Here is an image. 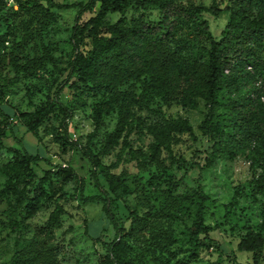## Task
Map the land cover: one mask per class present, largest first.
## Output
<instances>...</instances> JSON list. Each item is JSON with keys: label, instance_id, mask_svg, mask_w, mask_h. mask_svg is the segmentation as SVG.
Instances as JSON below:
<instances>
[{"label": "rangeland", "instance_id": "obj_1", "mask_svg": "<svg viewBox=\"0 0 264 264\" xmlns=\"http://www.w3.org/2000/svg\"><path fill=\"white\" fill-rule=\"evenodd\" d=\"M24 0H0V55L15 52L18 60L25 62L28 57L41 55L47 59L46 68L35 75H22L21 80L7 88L2 109L11 117L14 137L5 139L0 146V264L9 260L18 247L17 236L21 233L31 237L45 225L54 209V200L62 192L75 197L80 193L75 182L57 185V168H52V178L44 183L36 212L26 217L21 212V202L16 194L11 202L4 199L3 191L13 175L11 163L16 150L25 147L32 154L49 158L54 165L71 166L86 180L85 194L98 192L92 178V164L84 157L80 147L62 146L56 140L54 129L59 121L53 115L40 126L41 140L24 125L22 114L40 107L53 89L54 81L62 82L61 69L67 67L74 55L73 27L76 23L88 21L94 12L85 11L79 15L80 1L52 0L56 6L49 13L36 5L33 16L26 13L20 3ZM44 6V0H39ZM186 4L212 6L213 0H182ZM231 0H220L218 6L224 8ZM58 5H67L59 7ZM99 10V6L95 8ZM150 19H159L158 10L144 13ZM119 12L108 13L106 22L116 21ZM202 19L209 22L212 32L220 36L229 20V13L223 11L218 16L205 12ZM90 38L79 43L80 49L90 48ZM185 56H193L209 47L207 35L196 27L185 26L173 42ZM10 76L15 75L10 67ZM150 83L148 76L132 80L121 90L134 92L144 100L143 105L132 108V118L120 124L118 113L106 115L101 125L96 121V106L101 95L86 97L76 103V98L68 86L61 92L62 102L68 107L77 104L73 118L69 121V133L74 141L101 154L103 141L110 134L121 131L120 143L109 154H101L102 164L109 166L113 174L119 176L114 185L118 217L129 227L135 213L148 214L151 232L145 237H134L128 242L125 252L126 264H249L252 253L240 250L239 242L246 232L249 221L264 233V194L262 183H257L264 175V146L242 141L218 142L207 137L200 129L209 113L202 99L193 108L179 100L164 104L158 90ZM75 97V100H74ZM108 99V97H103ZM221 101L227 102L221 95ZM84 103V104H83ZM214 121L229 125L230 108L222 106L215 111ZM232 116V115H231ZM181 119H188L192 132L173 131L172 125ZM163 129H166L164 131ZM230 130L229 126L226 128ZM170 133V134H169ZM165 135V136H163ZM163 136V137H162ZM126 142L134 150H122ZM159 145L158 149L155 146ZM50 166L42 162L36 166L38 176L45 175ZM164 173L179 183L172 186L164 178ZM101 182L108 189L106 178ZM201 188L210 197L206 210V225L213 243L199 252H194L190 243L189 229L197 212L196 191ZM63 226L55 230L53 241L58 246L60 264H100L105 253L103 241L114 238L115 229L107 218L100 203L82 204L76 199L64 198ZM158 233L161 240L154 239ZM172 234L176 241L165 244L166 234ZM102 240V241H101ZM215 245L212 248V245Z\"/></svg>", "mask_w": 264, "mask_h": 264}, {"label": "trees", "instance_id": "obj_2", "mask_svg": "<svg viewBox=\"0 0 264 264\" xmlns=\"http://www.w3.org/2000/svg\"><path fill=\"white\" fill-rule=\"evenodd\" d=\"M44 1L47 4L43 6L39 0H24L20 7L31 16L36 5L47 13L51 12V7L56 4L52 0ZM219 2L213 0L210 7L186 4L182 0H88L75 3L74 6L80 10L78 19L85 11L94 12L95 15L73 27L74 55L69 65L61 69L65 79L60 83L56 79L47 100L37 109L23 113L22 119L28 131L41 140L40 126L52 115L56 117L59 121V127L54 129L56 140L62 146L80 147L84 157L92 164V178L98 192L86 195V180L73 167L54 165L49 158L32 154L25 147L16 150L11 163L13 175L3 191V198L11 202L10 198L16 194L22 204L21 212L26 217L32 216L38 209L39 191L52 178V168H59L55 173L57 185L75 182L80 193L75 197L62 192L56 197L54 209L45 225L31 237L20 233L16 251L1 264H60L58 246L53 237L55 230L63 226L64 209L61 201L64 198H73L82 204H102L115 229V235L112 240L103 241L105 253L100 258V264H126L128 242L134 237H145L146 231L152 230L148 214L135 213L129 227L121 221L116 211L117 198L113 197L114 185L118 183L119 176L100 161L101 154H109L120 143L121 131L104 139L101 154L90 145L74 141L69 133V121L74 116L77 104L68 107L62 102L61 92L65 86L71 88L78 98L76 103L82 98L101 95V101L96 106L98 125L103 123L106 115L115 111L120 124H123L132 118V108L136 104L143 105L144 100L134 92L122 91L121 87L132 80L148 76L164 104L179 100L183 105L195 108L198 106L197 99L204 100L209 113L200 129L211 140L247 141L256 145V151H259L261 143L264 146V0H231L224 8L218 6ZM97 6L98 11L95 10ZM153 9L161 14L157 20L144 14ZM223 11L229 13V20L220 36H217L212 32L209 22L202 19V15L210 12L218 16ZM115 12L120 13L119 18L106 22V15ZM185 26L196 27L207 35L209 47L204 53L199 51L185 57L173 45ZM5 37L0 36V39ZM88 37L90 48L83 51L79 43L86 44ZM10 65L15 72L13 77L10 76V68L6 71ZM46 65L47 59L41 55L28 57L25 62L18 60L14 51L2 52L0 55V146H4L5 139L9 137L17 139L11 117L1 107L7 88L19 82L22 75H35ZM222 94L227 98L226 103L221 101ZM222 106L230 108V130L220 121H214L215 111ZM172 128L180 133L192 132L188 119L179 120ZM17 141L22 144L21 139ZM127 148L139 155L129 142L122 150ZM158 148L159 145H156L155 149ZM42 162L49 165L50 169H45V175L39 177L36 166L39 167ZM100 176L106 178L108 189ZM163 176L170 185H179L171 175L164 173ZM257 183H262L264 194V175L260 176ZM195 195L197 212L189 229V238L193 251L199 252L213 243L208 235L210 229L205 223L207 205L211 199L201 188ZM245 229L238 248L252 253V262L249 264H264V233L254 228L249 221ZM153 238L161 240L158 233ZM175 241L172 234H166V245Z\"/></svg>", "mask_w": 264, "mask_h": 264}, {"label": "built area", "instance_id": "obj_3", "mask_svg": "<svg viewBox=\"0 0 264 264\" xmlns=\"http://www.w3.org/2000/svg\"><path fill=\"white\" fill-rule=\"evenodd\" d=\"M263 100H264V98H263Z\"/></svg>", "mask_w": 264, "mask_h": 264}]
</instances>
